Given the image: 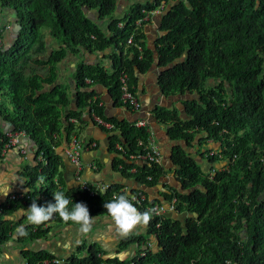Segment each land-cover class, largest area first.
I'll use <instances>...</instances> for the list:
<instances>
[{
	"label": "trees",
	"instance_id": "16d2710c",
	"mask_svg": "<svg viewBox=\"0 0 264 264\" xmlns=\"http://www.w3.org/2000/svg\"><path fill=\"white\" fill-rule=\"evenodd\" d=\"M162 2L167 7L161 22L164 34L155 52L146 44L137 21L145 16L144 10ZM116 5L117 0H0V9L13 11L15 21L22 25L9 46L4 42L5 27L0 26V115L11 122L14 132H25L38 147L36 165L23 170L27 193L10 196L2 204L0 244L11 239L20 226L4 219V214L30 207L33 201L40 206L55 203L54 192L72 201L69 209L83 202L90 215L108 213L104 205L118 188L101 191L96 197L82 188L71 195L58 179L62 157L54 148L61 143L63 129L68 134L73 130L71 117L82 122V110L105 117L104 105L89 90L87 79L108 86L120 101L119 73L126 70L134 85L135 70L145 72L157 59L163 68L159 82L166 95L188 92L197 97L183 102L187 119L178 110L163 107H156L153 114L170 125L173 139L190 143L204 133L200 143L206 138L216 141V153L202 155L212 167L207 171L181 147L175 149L173 161L183 191L166 196L176 198V211L185 218L181 221L151 212L148 233L155 235L157 248H149L142 257L120 260L104 258L106 252L92 243L81 246L66 264H264V0H154L136 3L120 18L114 16ZM86 9H97L100 19L109 18L108 29L91 19ZM53 43L58 46L52 47ZM111 47L118 51L112 56V73L100 65H78L74 76L77 109L64 112L71 98L68 88L57 81L58 64L82 48L102 51ZM107 119L121 130L124 157L129 160L130 153L142 148L140 141L146 144L147 129ZM7 140L2 135L0 155ZM41 153L44 160L39 159ZM218 162L225 165L218 168L214 165ZM123 166L125 172L130 169L128 162L123 161ZM164 174L162 164L137 166L134 173L149 186ZM157 202L132 203L143 213ZM51 220L62 221L58 214ZM44 224L23 228L26 234H18V239L44 236L48 229H42ZM143 241L144 237L135 235L122 245ZM22 254L27 264L54 258L47 250H23Z\"/></svg>",
	"mask_w": 264,
	"mask_h": 264
},
{
	"label": "crops",
	"instance_id": "0c3cea01",
	"mask_svg": "<svg viewBox=\"0 0 264 264\" xmlns=\"http://www.w3.org/2000/svg\"><path fill=\"white\" fill-rule=\"evenodd\" d=\"M148 1L154 0H117L116 9L114 11L115 18L123 17L129 13L132 7L136 3L144 4ZM166 4V3H165ZM167 8V7H166ZM165 10H157L152 13L141 27L142 32L145 35L146 44L156 52V45H158L159 38L164 34L161 30V22L165 13ZM87 14L105 30L108 29L110 23L109 18L100 19V13L97 9L87 10ZM15 21V15L13 11L0 9V26L5 27L4 42L6 46L12 44L14 40L13 27ZM8 40V41H7ZM49 41H52L50 38ZM57 47L58 44L53 43L52 47ZM116 47L105 50L89 51L82 48L78 54L69 53L65 59L58 64L57 81L68 88V93L71 98L69 108L64 109L67 112L69 109H77V86L75 84L74 76L76 69L80 63L100 65L107 70L108 73H112L114 70V57L117 53ZM127 53V48L125 49ZM156 58L158 56L156 55ZM163 68L159 66L158 60L145 71L139 72L135 70L136 82L132 85L133 89L137 93V96L141 102V110L139 112L124 106L121 101L115 100V96L111 93L108 86L104 84L95 83L92 84L91 79H87L89 83V90L95 91L96 96L101 99L104 105V116L102 118H115L119 121H127L133 123L138 119H145L148 123L149 129L153 132L155 140L159 143L162 153V165L164 166L165 174L159 178L156 185L149 186L143 184L137 180L134 173L128 170L123 171V161L128 162L130 169L132 167L141 166V162H135L131 159L130 153L129 160H125L124 153L126 152L123 144H121L122 134L121 130L116 129L113 125L112 129H105L99 126L91 115V110H82V122L73 124V130L70 134L63 129V137L59 146L54 148L57 155L62 157V163L58 169V179L62 182L64 189L74 194L81 188L83 182H88L91 185L94 184H108L112 187H117L116 191L120 194H134L139 190L144 191L149 200H157V203L168 205L171 200L167 198L166 194L174 195L175 190L183 191L182 184L177 180L178 166L173 161V154L177 147H181L183 151L189 156H193L204 169L210 171L212 164L204 159L202 156V150L205 143H200V138L204 135H197L194 139L187 143L184 139H173L169 135L170 125L160 122L153 114L156 107H163L168 110H178L183 119H187L184 101L192 99L190 93L184 95L170 94L166 95L160 85L159 76ZM46 88H50L48 85ZM186 96V97H184ZM71 119V118H70ZM110 122V121H109ZM65 125H69L64 120ZM112 123V122H111ZM113 124V123H112ZM11 122L5 120L0 115V141L2 135H6L8 138L13 136L15 138V144L7 150L4 155H0V190L11 187V191L7 196H0V214H2V204L6 203L10 196L24 195L27 193L28 188L26 186V179L23 176V170L26 166L36 165V151L37 145L32 138L25 132H14ZM78 134L84 137L85 143H95V146L84 148L80 153L81 166L78 167L73 163L66 155L65 149L68 147V143L71 140L73 134ZM116 136L118 139H116ZM211 140V139H210ZM141 142V141H140ZM139 142V145H143ZM211 145V144H208ZM121 146V149L119 148ZM218 144L215 145L211 152L216 153L218 150ZM198 152L201 153L199 158ZM44 160V157L43 159ZM216 167L221 165L220 162L214 164ZM225 165V162H224ZM223 165V166H224ZM57 179V180H58ZM106 192V191H104ZM115 192V191H114ZM28 207L15 210L11 214H4L3 218L13 223H17L23 228L32 225L27 220L26 215L21 214V210L26 212ZM165 215L172 216L174 218L184 220L185 214H179L175 211H168ZM93 216V215H91ZM94 223L89 233L85 234L79 231V225L68 221H56L50 220L42 226L45 230V235L42 237L32 238L28 237L23 242L18 239V232L12 234L11 239L0 244V264H27V260L22 254L23 250L38 251L47 250L54 255V258L61 260H67L74 254H78V249L82 246L96 243L102 247L106 252L104 258H119L120 260H131L135 256L141 254L146 247V244H152V249L157 246V240L155 235L148 233L147 226H138L131 234L125 236L121 235L117 230L112 218L108 213L101 215H94ZM23 223H22V222ZM38 229L34 227V231ZM142 236L144 241L140 244L138 242L129 245H122L125 239L131 236ZM139 252V253H138ZM138 253V254H137ZM85 254V252H84ZM52 264V263H51Z\"/></svg>",
	"mask_w": 264,
	"mask_h": 264
},
{
	"label": "built area",
	"instance_id": "2783aa9c",
	"mask_svg": "<svg viewBox=\"0 0 264 264\" xmlns=\"http://www.w3.org/2000/svg\"><path fill=\"white\" fill-rule=\"evenodd\" d=\"M166 8L165 2H162L160 6L154 9H150L148 11L144 10L145 16L137 21V25H141L144 21L149 19L150 15L154 13L155 11H161ZM120 25H123L122 23ZM2 38H0V47L2 45ZM132 42V37L129 39V43ZM140 47V46H139ZM141 48V47H140ZM91 81V80H89ZM119 87H120V101L124 106H127L128 108L132 109L133 111L139 112L141 110V102L137 96V93L133 89L132 85L130 84V78L129 74L126 70H122L119 73ZM91 115L94 119V121L101 127L105 129H112L113 124L106 119L102 118L100 115H98L94 110H91ZM73 121L74 123H78L79 120L76 117H71L70 121ZM71 121V122H72ZM135 127H144L148 131V140L145 143L142 141L140 142L143 147L140 151L133 153L130 155L131 159L135 160V162H141V166L143 165H161L162 159H163V153L162 149L159 145V143L155 140L153 132L149 129L148 123L145 119H138L137 121H134L132 123ZM24 133V132H23ZM15 144V138L11 136L8 138V140L4 143L3 148L1 150V154L4 155L9 148H11ZM95 143H90L89 145L85 143L84 137L79 136L78 134H73L71 137L70 142L68 143V147L65 149L66 155L69 157V159L75 163L78 167L81 166L80 161V153L84 148L95 146ZM121 149V146L119 147ZM43 153L39 155V159H43ZM131 173L137 172V167H132V169H129ZM152 177L148 176V179L150 180ZM81 188L89 193L91 197H96L99 192H104L109 190L110 185H100V184H94L91 185L88 182H83L81 184ZM119 195V191H115L112 194V197H117ZM24 195H13V198L15 197H23ZM129 199L132 202H136L138 204L147 201L148 196L147 194L139 190L134 194H130L128 196ZM40 200L42 201V204L44 203V197L40 195ZM45 206V205H44ZM149 210H154L152 213H154L156 216H162L166 214L168 211H175L176 210V200L174 199L172 202H170L168 205H163L160 203H155L154 205H151L148 207ZM150 247H152V244H146V247L144 248L143 252L140 254V257L144 256L146 254V250H148ZM68 259L61 260L59 258H53L50 260L45 259L42 261H38L35 264H42V263H49L52 264H66ZM130 264H134L132 261Z\"/></svg>",
	"mask_w": 264,
	"mask_h": 264
},
{
	"label": "clouds",
	"instance_id": "9594fccd",
	"mask_svg": "<svg viewBox=\"0 0 264 264\" xmlns=\"http://www.w3.org/2000/svg\"><path fill=\"white\" fill-rule=\"evenodd\" d=\"M11 191V187L0 190V196H7ZM55 203H49L47 206H40L33 201L26 212L21 210L22 215L27 216V220L34 225H41L50 221L55 214L65 222L71 221L79 225V231L89 233L94 217L90 215V211L86 204L77 202L69 209L72 201L62 192H54ZM104 207L112 218L117 230L121 235L131 234L138 226H147L152 218L150 211L141 213L137 207L131 202L127 194H120L114 197L110 202L105 203ZM20 235H25L23 226L17 229ZM152 248V247H150Z\"/></svg>",
	"mask_w": 264,
	"mask_h": 264
},
{
	"label": "rangeland",
	"instance_id": "374dc122",
	"mask_svg": "<svg viewBox=\"0 0 264 264\" xmlns=\"http://www.w3.org/2000/svg\"><path fill=\"white\" fill-rule=\"evenodd\" d=\"M4 33H5V31H4ZM8 41V40H7ZM118 53V52H117ZM209 83H211V84H213V82H209ZM184 97H186V96H184ZM190 97L192 98H194V97H197V93H195V94H191L190 95ZM201 135H206V134H201ZM204 136H202V137H204ZM205 141H206V143H205V145H204V147H203V149H201L203 152V154L202 155H204V157H206L207 155H210V154H212V150H214L215 151V149H213L214 148V146L216 145L217 146V144H216V141H213V139H208V138H206L205 139ZM202 144H204V142L202 143ZM208 144H211V145H208ZM199 158H202L201 157V153L200 152H198V155H197ZM208 161V160H207ZM220 164L221 165H218L217 167L218 168H220V167H222L223 165H224V162H220ZM206 170L208 171L209 169H207L206 168ZM156 248H157V246H155Z\"/></svg>",
	"mask_w": 264,
	"mask_h": 264
},
{
	"label": "water",
	"instance_id": "95a60500",
	"mask_svg": "<svg viewBox=\"0 0 264 264\" xmlns=\"http://www.w3.org/2000/svg\"><path fill=\"white\" fill-rule=\"evenodd\" d=\"M86 10H87V9H86ZM86 10H85V11H86ZM88 16L91 18V16H90L89 14H88ZM91 19H92V18H91ZM21 28H22V25H21L20 23L16 22V23L14 24L13 32H14V35H15V36L20 32Z\"/></svg>",
	"mask_w": 264,
	"mask_h": 264
}]
</instances>
